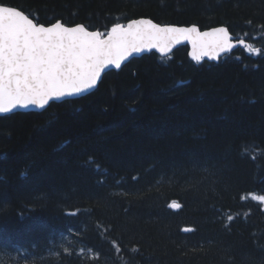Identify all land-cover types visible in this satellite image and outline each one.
<instances>
[{"label":"trees","instance_id":"16d2710c","mask_svg":"<svg viewBox=\"0 0 264 264\" xmlns=\"http://www.w3.org/2000/svg\"><path fill=\"white\" fill-rule=\"evenodd\" d=\"M0 3L104 35L225 26L261 50L152 53L84 98L0 117V264H264V0Z\"/></svg>","mask_w":264,"mask_h":264},{"label":"snow or ice","instance_id":"6c2138e0","mask_svg":"<svg viewBox=\"0 0 264 264\" xmlns=\"http://www.w3.org/2000/svg\"><path fill=\"white\" fill-rule=\"evenodd\" d=\"M103 37L104 33L83 25L68 27L57 21L45 26L22 10L0 3V114L30 106L44 109L52 100L82 94L95 88L110 66L119 69L129 56L146 49L167 54L187 40L192 44V59L200 62L204 56L216 59L234 47L226 27L201 32L196 26H161L144 19L126 27L117 23ZM244 46L261 54L258 48ZM253 199L264 204V196Z\"/></svg>","mask_w":264,"mask_h":264},{"label":"water","instance_id":"95a60500","mask_svg":"<svg viewBox=\"0 0 264 264\" xmlns=\"http://www.w3.org/2000/svg\"><path fill=\"white\" fill-rule=\"evenodd\" d=\"M140 19H144V20H151L149 18H139V19H134V20H140ZM133 21V20H131ZM131 21L125 23V24H122L124 25L125 27L127 26L128 23H130ZM153 23L155 24H158L156 22H154L153 20H151ZM62 23V22H61ZM160 25V24H158ZM67 26V25H65ZM84 26V25H83ZM161 26H173V27H179V28H188V27H192V26H196V25H191V26H174V25H161ZM68 27H74V26H68ZM201 32H205V31H211L212 29L214 28H211V29H206V30H201L198 26H196ZM220 27H225V26H220ZM112 28V27H111ZM215 28H218V27H215ZM227 28V27H226ZM228 29V28H227ZM90 31V30H89ZM111 29L108 31L110 32ZM229 31V29H228ZM108 34V33H107ZM107 34L104 35L103 38H106ZM229 34L230 36L232 37V40H231V43L234 45V47L231 49L230 52H224V53H221L219 55L218 58L216 59H210L208 56H204L202 57L201 61L200 62H197L195 60L192 59V51H193V48H192V44L190 41H187V40H182L180 43L176 44L175 46L172 47V50L170 52H168L167 54H162L161 52H159L157 49L153 48L151 49L150 51L149 50H144L143 52L141 53H134L132 54L131 56L128 57L127 60H125L122 65H121V68L119 69H116L114 66H110L108 69H106L102 74H101V78L100 80L97 82V85L95 88L93 89H90L82 94H79V95H73V96H69V97H65V98H62V99H55V100H52L49 102L48 105L45 106L44 109H40L36 106H30L28 107L27 109H16L14 110L13 112L11 113H5V114H0V117H5V116H10V115H14V114H17V113H42L44 111H46L52 104L54 103H62V102H65V101H70V100H78V99H81V98H84L92 93H94L100 86L101 82L103 81L104 77L110 73V72H120L127 64H129L131 61H133L134 59H139V58H142L143 56H146V55H150L152 53H155L157 55H159L160 57L162 58H167V57H170L172 56L178 49L182 48V47H187L188 48V56L190 58L191 61H193L194 63H204V62H208V63H218L222 58H224L225 56L227 55H230L232 53H234L235 51H237L238 49L240 48H245V44L247 45H251L249 42L244 41V44H241L240 41L241 40H238L234 35H232L229 31Z\"/></svg>","mask_w":264,"mask_h":264},{"label":"rangeland","instance_id":"374dc122","mask_svg":"<svg viewBox=\"0 0 264 264\" xmlns=\"http://www.w3.org/2000/svg\"><path fill=\"white\" fill-rule=\"evenodd\" d=\"M255 197H259V196H255ZM257 200V199H256ZM259 201V200H258ZM263 206H264V204H263Z\"/></svg>","mask_w":264,"mask_h":264}]
</instances>
